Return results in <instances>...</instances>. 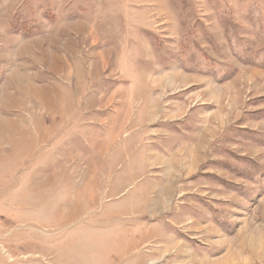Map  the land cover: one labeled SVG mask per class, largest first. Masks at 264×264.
Listing matches in <instances>:
<instances>
[{"label":"rangeland","instance_id":"rangeland-1","mask_svg":"<svg viewBox=\"0 0 264 264\" xmlns=\"http://www.w3.org/2000/svg\"><path fill=\"white\" fill-rule=\"evenodd\" d=\"M0 264H264V0H0Z\"/></svg>","mask_w":264,"mask_h":264},{"label":"crops","instance_id":"crops-1","mask_svg":"<svg viewBox=\"0 0 264 264\" xmlns=\"http://www.w3.org/2000/svg\"><path fill=\"white\" fill-rule=\"evenodd\" d=\"M171 167H173V170L171 171V175H172V174H174V173H175V171H176V167H177V166H175V165L171 164Z\"/></svg>","mask_w":264,"mask_h":264}]
</instances>
